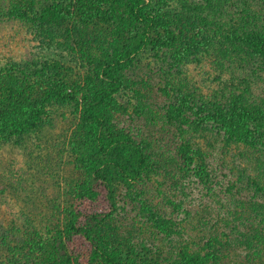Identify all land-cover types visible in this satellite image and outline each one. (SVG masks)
<instances>
[{
	"label": "trees",
	"instance_id": "16d2710c",
	"mask_svg": "<svg viewBox=\"0 0 264 264\" xmlns=\"http://www.w3.org/2000/svg\"><path fill=\"white\" fill-rule=\"evenodd\" d=\"M218 1L227 4L228 15L231 8L238 10L240 18L235 21L244 26L243 33L238 34L233 24L227 27L228 23L214 19L212 0H72L66 5L45 0L16 2L19 8L14 7L17 11L13 14L18 19L40 28L80 34L79 51L87 53L85 61L92 71L84 76L86 83L56 62L30 69L28 64L11 65L0 72V147L37 129L51 104H68L78 117L69 146L80 175L67 191L68 205H58L63 222L50 220L47 236L30 232L32 239L20 238L5 264H222L221 258L214 256L208 257V262H185L170 250L167 254L158 247L151 251L147 239L143 240L147 252L144 259L134 254L135 244L119 248L108 225L117 210L116 185H132L148 168V145L126 127L129 118L117 102L118 93L131 85L148 98L150 93L142 91L155 89L150 97L154 106L158 103L156 92L166 91L157 77L144 81L136 73L143 71L137 62L143 52H150L168 68L207 61L236 76L237 63H245L244 72L236 77L247 87L243 95L233 87L221 96L197 100L178 88L172 91L176 94L175 114L188 119L191 126H212L221 132L219 143L248 146L240 153H247L246 165L237 163L238 176L233 174L224 183V165L203 157L193 148L194 142L178 147V162L167 165L162 175L173 190L172 198L166 195L165 199L189 210L190 195L197 194L203 200L215 184L232 194L229 205L238 206L249 182H256L257 190L264 194V102L252 99L257 87L264 88L258 82L259 64L264 60V0ZM253 6L258 8L253 10ZM71 22L76 24L68 27ZM221 28H227L226 32ZM73 44L66 41L68 47L77 46ZM239 176L242 180L236 178ZM191 202L195 204V200ZM248 202L253 205L248 209L251 216V209H259L260 203ZM201 208L206 210V205ZM201 214L202 227L206 212ZM259 253L257 264H264V246Z\"/></svg>",
	"mask_w": 264,
	"mask_h": 264
},
{
	"label": "rangeland",
	"instance_id": "374dc122",
	"mask_svg": "<svg viewBox=\"0 0 264 264\" xmlns=\"http://www.w3.org/2000/svg\"><path fill=\"white\" fill-rule=\"evenodd\" d=\"M17 1L0 0V72H5L11 65L28 64L30 69L44 62H56L68 69L73 77L85 79L92 68L85 61L87 53L79 51L80 34L78 36L75 31L70 35L67 30L62 32L47 26L40 28L18 19L13 14L19 8L15 6ZM69 1L72 0H45L55 5H66ZM210 5L211 12L216 8L215 20L228 23L227 27L233 24L230 27L238 34L243 33L244 26H238L235 21L240 18L238 10L231 8L228 15L227 4L212 0ZM76 22H71L68 27ZM226 29L220 30L226 32ZM66 41L77 46L74 49L68 47ZM137 62L143 65V71L136 73L144 81L157 77L159 86L165 87L166 93L156 92L158 103L154 106L150 105V97L155 89L142 91L150 93L148 98H143L145 95L140 96L135 86L126 85L117 96L120 108L129 118L126 127L148 145V168L132 185H116L117 210L108 221L116 245L125 248L135 244L134 254L144 259L146 255L143 254L147 252L143 240L147 239L151 251L154 247L160 251L166 249L164 254L170 250L178 253L185 262H208V257L214 256L221 258L222 264H257L261 256L259 250L264 246V194L257 190L256 182L245 185L239 202L242 203L238 206L229 205L232 194L228 189L212 184L203 200L197 194H191L192 198L187 202L190 209L185 211L165 199L166 195L172 198L173 190L172 184L162 179L165 167L178 162L175 158L178 147L189 146L191 142L203 157L224 165L221 174L224 183L238 172L237 163L246 165L245 148L249 147L219 143L221 132L212 126L194 123L191 126L188 119L175 114L176 94L172 91L178 88L197 100L221 96L224 90L233 87V91L243 95L247 87L241 86L236 77L244 72L242 66L245 63H237L239 74L236 76L222 72L207 61L168 68L150 52H143ZM259 65L261 79L258 82L264 84V60ZM263 93L264 88L257 87L252 99L264 102ZM77 122L72 106L51 104L37 129L0 147V264H5L11 248L20 238L28 239L30 232L47 236L50 231L46 225L50 220L51 223L63 222L65 217L57 210L58 205L61 208L68 205L67 191L80 177L75 167L76 156L69 146ZM181 157L179 154L178 158ZM239 177L236 178L242 180ZM259 180L261 176L257 179L261 183ZM165 189L168 190L164 193ZM248 200L260 203L259 209H251V216L248 209L253 205ZM204 204L206 210L201 208ZM187 211L195 214L188 215ZM201 212H206L202 227L199 225Z\"/></svg>",
	"mask_w": 264,
	"mask_h": 264
}]
</instances>
